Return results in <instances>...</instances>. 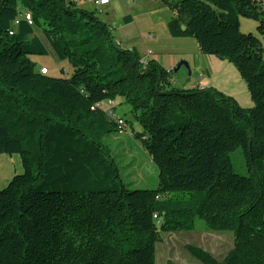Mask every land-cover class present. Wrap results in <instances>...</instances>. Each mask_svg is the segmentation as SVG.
Returning <instances> with one entry per match:
<instances>
[{
	"label": "trees",
	"instance_id": "16d2710c",
	"mask_svg": "<svg viewBox=\"0 0 264 264\" xmlns=\"http://www.w3.org/2000/svg\"><path fill=\"white\" fill-rule=\"evenodd\" d=\"M165 1L170 36L233 65L252 107L213 87L176 88L173 70L118 44L97 11L0 0V155H19L24 170L0 190V264H156L160 235L197 220L233 235L222 260L188 247L203 264H264V4ZM242 18L257 35L241 31ZM48 54L71 75L37 71L31 57ZM130 126L156 188L126 184L104 143ZM238 149L247 175L234 169Z\"/></svg>",
	"mask_w": 264,
	"mask_h": 264
},
{
	"label": "rangeland",
	"instance_id": "374dc122",
	"mask_svg": "<svg viewBox=\"0 0 264 264\" xmlns=\"http://www.w3.org/2000/svg\"><path fill=\"white\" fill-rule=\"evenodd\" d=\"M136 1L137 4L135 6H137L138 10L130 15L133 19L131 25L124 26L123 28L121 27L123 21L119 17H113V21L111 22L106 18L103 11L97 8L100 20L102 22L110 21L116 30L120 29L127 34L129 33L137 37L140 49L147 54V58H150V53H152L158 60L161 59L163 63H166V65L176 62L177 64L174 66V69H177L184 63L176 72H173V82L176 88L219 87V83L222 82L224 77H236L241 82V86L235 83L238 100L241 103H245L246 100L248 101L250 96L247 86L233 65L208 55H202L194 39L173 38L170 36L167 24L173 16V12L165 0ZM241 21V31L243 33L255 34V32H249L250 30L245 25V22H253L252 20L242 18ZM115 36L117 39L119 38L118 31ZM31 60L36 64L37 71L47 68L51 77L63 78L67 74L71 75L73 71L72 66L67 60L58 61L51 54L32 56ZM185 64H188V66ZM117 113L118 115L125 116L132 122V126L136 128L128 105H120L118 101ZM104 143L108 146L112 157L118 163L124 182L132 189H149L158 186V169L142 149L140 143L133 139L131 126L121 134L106 136ZM231 157L235 171L241 175H247L248 172L242 151L240 149L234 151ZM23 172L19 155H0V190L7 187L14 176L20 175ZM204 229V221L197 220L192 230L201 232ZM225 234L232 236V233Z\"/></svg>",
	"mask_w": 264,
	"mask_h": 264
},
{
	"label": "crops",
	"instance_id": "0c3cea01",
	"mask_svg": "<svg viewBox=\"0 0 264 264\" xmlns=\"http://www.w3.org/2000/svg\"><path fill=\"white\" fill-rule=\"evenodd\" d=\"M96 0H86L79 7L88 10V11H97V8L103 11L111 22L114 18H118L123 21L124 26H129L133 23V19L126 23V18L129 17L133 12L137 11L138 8L135 6L137 1L133 2L132 0H109V4L105 6H97L95 5ZM264 4V0H257ZM100 18V17H99ZM106 22L111 28L114 30V36L118 31L119 38L115 39L118 44L122 47L133 49L136 48L140 53L146 54L140 49V43L137 37H134L127 34L126 32L121 31L120 29L116 30L113 28V23ZM241 27H242V21ZM245 25L250 30L249 32H255L257 35V23L253 22H245ZM261 41L264 45V36H261ZM147 55V54H146ZM155 60L159 61L167 70H173L174 66L177 64L176 62L171 63L170 65H166L163 63L161 59L150 53ZM235 83L238 86H241L240 80L236 77H224L222 82L219 83V87H213L224 94L234 97L238 103L245 108L252 107V101L248 98L245 103H241L238 100V92L235 90ZM206 88V87H205ZM118 101L115 102L117 105ZM121 104V101L119 100ZM134 139V138H133ZM135 140V139H134ZM150 158V157H149ZM152 161V160H151ZM188 247H197L205 250L210 253L218 260H222L226 257V255L230 252L233 247V235L228 236L225 233H213L208 232L205 229L203 231H174V232H164L160 235V241L156 245V264H203L200 260L194 257Z\"/></svg>",
	"mask_w": 264,
	"mask_h": 264
},
{
	"label": "built area",
	"instance_id": "2783aa9c",
	"mask_svg": "<svg viewBox=\"0 0 264 264\" xmlns=\"http://www.w3.org/2000/svg\"><path fill=\"white\" fill-rule=\"evenodd\" d=\"M132 1L135 2V0H132ZM71 2L74 3V4H76L77 6H80L84 2H86V0H71ZM108 4H109V0H96L95 1V5L100 6V7L101 6L108 5ZM25 19L30 22L31 21V15L27 13L25 15ZM41 73L44 74V75H46V74L49 73V70L47 68H42L41 69ZM111 105H113V104H111ZM120 124L123 125V122L120 121Z\"/></svg>",
	"mask_w": 264,
	"mask_h": 264
},
{
	"label": "water",
	"instance_id": "95a60500",
	"mask_svg": "<svg viewBox=\"0 0 264 264\" xmlns=\"http://www.w3.org/2000/svg\"><path fill=\"white\" fill-rule=\"evenodd\" d=\"M183 64H181L177 69H174L173 71L176 72ZM185 65L188 66V64H185Z\"/></svg>",
	"mask_w": 264,
	"mask_h": 264
}]
</instances>
